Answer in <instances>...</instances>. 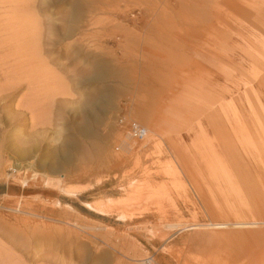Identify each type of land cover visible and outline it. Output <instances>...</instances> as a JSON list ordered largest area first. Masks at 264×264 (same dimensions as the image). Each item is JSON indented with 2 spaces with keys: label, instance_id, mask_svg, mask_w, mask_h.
<instances>
[{
  "label": "rangeland",
  "instance_id": "rangeland-1",
  "mask_svg": "<svg viewBox=\"0 0 264 264\" xmlns=\"http://www.w3.org/2000/svg\"><path fill=\"white\" fill-rule=\"evenodd\" d=\"M1 1L42 46L38 119L0 104V264H264V0Z\"/></svg>",
  "mask_w": 264,
  "mask_h": 264
},
{
  "label": "bare ground",
  "instance_id": "bare-ground-1",
  "mask_svg": "<svg viewBox=\"0 0 264 264\" xmlns=\"http://www.w3.org/2000/svg\"><path fill=\"white\" fill-rule=\"evenodd\" d=\"M1 1V0H0ZM11 1V0H10ZM28 1V0H27ZM33 1V0H31ZM36 1V0H35ZM2 2V1H1ZM9 2V1H8ZM12 2V1H11ZM15 2V1H14ZM20 2V1H19ZM22 2V1H21ZM25 2V1H24ZM6 3V1H5ZM27 3V2H26ZM25 3V4H26ZM30 3V2H29ZM10 4V3H8ZM14 4L15 6V3L12 2V5ZM20 5H22L21 3H19ZM16 2V7L17 5ZM4 4H2L3 6ZM24 5V4H23ZM216 5V4H215ZM1 6V4H0ZM10 6V5H9ZM25 6V5H24ZM33 6V5H32ZM179 6H181L179 4ZM219 7L215 8L214 6L212 7L211 6V9L212 10H215L216 13L219 12L217 11V9L219 10L221 8V5H218ZM28 7V6H27ZM26 7V9H27ZM8 8V6H7ZM7 8L4 9L6 11ZM14 8V7H13ZM18 9L21 8V7H17ZM16 8V10H17ZM23 8V7H22ZM21 8V10H22ZM3 9V8H2ZM12 9V7H11ZM31 9V8H30ZM164 9V8H163ZM199 9H201L199 12H200V15L201 17L204 16L206 19H209V22L211 20H214V19H217L218 17H216L217 15L215 14V12H213L211 9H209V12H206L205 14H201L202 11H203V4L202 5H199ZM13 10V9H12ZM20 10V9H19ZM36 10V9H35ZM225 10V9H224ZM226 11V10H225ZM1 12V11H0ZM5 12V11H4ZM22 12H26V10H22ZM224 12V11H223ZM9 13H13L12 12H8V14L4 15L3 17L1 16L0 18V104L1 102H3L5 99L8 100V101H12L13 100V92L18 90L19 88H27V94L25 95L24 99H22V101L19 103V105L21 106L22 104L24 105L23 108H27V110L32 109L31 112L33 114V119H38L36 118V115H35V110H37L36 108H34L35 104L33 105L31 103V101L35 100L36 97L39 95H37V90H38V77H39V68L37 69L36 66H39L37 62V65H34V63H36L35 61V57L37 58V52H40L41 51V32H40V29L38 27H36V23L39 21V24L41 23L40 20H38L36 23L33 22V21H30L29 20V24H33L34 28H31L33 29V31L31 32L32 35H29L28 31H26L27 29V26H30V25H27L26 26V23L23 24L26 20V18L21 14H17L15 15L16 17H13L14 15L13 14H9ZM20 13V12H19ZM29 13V12H28ZM30 13L32 14L31 10H30ZM196 11H194L191 15V23H196L193 18L195 16H197V14H195ZM220 13V12H219ZM15 14V13H14ZM179 14V13H178ZM253 14V13H252ZM33 15V14H32ZM35 15V14H34ZM33 15V16H34ZM254 15V14H253ZM29 16V15H27ZM26 16V17H27ZM31 16V15H30ZM38 17V16H37ZM198 17H200L198 15ZM203 17V18H204ZM226 17V16H225ZM233 17V16H232ZM36 17L34 16L33 19H35ZM182 18V17H180ZM185 18V22H189V18H187V16H184ZM28 19V17H27ZM31 19V17L29 18ZM71 19H76L75 17L71 18ZM225 19V18H224ZM70 20V19H69ZM24 21V22H23ZM59 21V20H58ZM61 21V20H60ZM59 21V23H60ZM218 21V20H216ZM184 22V23H185ZM28 24V23H27ZM91 24V23H89ZM93 24V23H92ZM187 25V24H186ZM40 26V25H39ZM190 26V25H189ZM248 26V25H247ZM261 26V25H260ZM30 28V27H29ZM28 28V30H29ZM51 29V28H50ZM230 29V28H229ZM57 31V30H56ZM28 32V33H27ZM26 34L29 35V38L26 39V41H29V40H33L35 41L36 45H34L36 47L35 49V53H30V51H26V42L25 41V37H26ZM27 35V37H28ZM30 36H32V38L30 39ZM221 40V39H220ZM54 41V40H53ZM57 41V40H56ZM80 40H76L73 42V44H71L72 46H75V43L77 44ZM222 41V40H221ZM184 42V44L186 43L185 40H182V39H179L178 38V41H174V44L178 43V44H182ZM172 43V42H171ZM170 44V43H168ZM262 45V44H261ZM27 46H29L27 44ZM171 46H174V45H171ZM28 48V47H27ZM180 48V47H179ZM174 49L176 50V47H174ZM173 49V50H174ZM30 50V49H29ZM259 52V51H258ZM37 53V54H36ZM175 56H176V59H177V52H175ZM40 54V53H39ZM152 55V54H151ZM247 55V54H246ZM250 56V55H249ZM161 58V57H160ZM251 58V57H250ZM35 60V61H34ZM175 61V60H174ZM41 62V61H40ZM249 63V62H248ZM247 65V64H246ZM91 67V66H90ZM89 67V68H90ZM264 67V66H263ZM37 69V70H36ZM150 69V68H149ZM163 69V68H162ZM93 70V68H92ZM102 72V71H101ZM263 72V71H261ZM92 73V72H91ZM98 73V71H97ZM91 75V74H89ZM98 75V74H96ZM100 75V74H99ZM93 76V75H92ZM40 78H41V74H40ZM149 82V81H148ZM147 82V83H148ZM150 84V82H149ZM147 84V85H149ZM42 90V88H41ZM16 93V92H15ZM245 94V93H244ZM37 100V99H36ZM38 102V101H37ZM251 102V101H250ZM6 103V102H5ZM26 104V105H25ZM32 104V106H31ZM94 114V113H93ZM89 118V117H88ZM88 128V127H86ZM85 132V131H84ZM82 135V134H81ZM86 136L87 137H90L91 136V132H87L86 133ZM140 264H144V260L140 263Z\"/></svg>",
  "mask_w": 264,
  "mask_h": 264
},
{
  "label": "built area",
  "instance_id": "built-area-1",
  "mask_svg": "<svg viewBox=\"0 0 264 264\" xmlns=\"http://www.w3.org/2000/svg\"><path fill=\"white\" fill-rule=\"evenodd\" d=\"M148 130L144 127H142L139 124H135L131 128V136L134 138H137L138 140H145L147 138V132ZM148 260L144 261V264H146Z\"/></svg>",
  "mask_w": 264,
  "mask_h": 264
}]
</instances>
